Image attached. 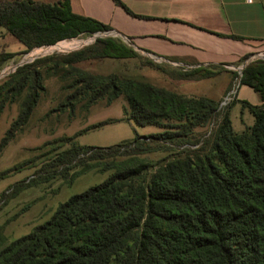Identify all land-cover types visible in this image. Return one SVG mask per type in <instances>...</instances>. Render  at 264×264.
<instances>
[{"label": "trees", "instance_id": "1", "mask_svg": "<svg viewBox=\"0 0 264 264\" xmlns=\"http://www.w3.org/2000/svg\"><path fill=\"white\" fill-rule=\"evenodd\" d=\"M112 1L127 11L119 0ZM0 27L24 47V54L111 30L73 14L67 0H0ZM97 43L98 48L62 63V76L70 83L59 109L73 111L82 102L88 108L101 100L110 104L122 97V120L158 132L105 148L79 145L75 138L81 133L45 143L50 147L45 158L28 180L12 186L9 199L39 183L60 179L71 184L92 170L111 173L60 203L29 234L4 244L0 233V264H264V59L232 74V82L250 87L261 101L238 102L253 122L235 131L229 115L236 86L220 106L222 100L179 93L143 76L94 75L74 67L86 59H139L161 72L169 68L142 57L117 37ZM17 54L1 50L0 66ZM48 60L18 67L0 85L5 100L9 95L20 98L18 116L0 147L28 121L44 90L37 65ZM58 66L51 67L54 75ZM173 71L178 80L217 74L200 68ZM157 152L169 155L154 163L142 157Z\"/></svg>", "mask_w": 264, "mask_h": 264}, {"label": "rangeland", "instance_id": "2", "mask_svg": "<svg viewBox=\"0 0 264 264\" xmlns=\"http://www.w3.org/2000/svg\"><path fill=\"white\" fill-rule=\"evenodd\" d=\"M107 37L116 38V36H110L107 32L96 35H80L74 39L57 42L52 46L33 48L24 54L22 53L24 47L0 27V51L18 53L0 66L2 67L0 73H7L0 78V85L20 65L33 64L49 59L37 65L43 76L42 85L44 90L40 92L37 104L28 121L16 132L14 138L7 145L0 147V174L7 171L0 178V195L4 194V197L0 199V233L4 244L29 234L35 226L48 220L60 203L73 195L80 194L86 189L100 184L111 173L109 171L92 170L79 176L71 184L64 183L60 179L39 183L25 188L9 199L8 196L12 186L28 180L39 167L40 161L45 158L42 155L50 148L45 146V143L81 133L75 138L79 145L105 148L132 141L136 135L146 136L158 132L155 128L135 127L122 120V109L125 106L122 97H118L110 104H106L104 100H101L88 108H84L82 102L76 104L73 111L68 108L59 109V105L68 93L64 90V87L70 83L69 79L62 76L61 68L64 67L62 63L75 53L98 48L97 40ZM72 41H79L80 44L69 47ZM120 41L128 46L124 40ZM61 42L65 43L59 44ZM259 58L264 59V53ZM57 63L60 70L54 75V70L51 67ZM74 67L94 75L121 73L129 76H143L156 86L198 96L206 92L208 89L207 83H211L212 86L208 94L217 97L225 81L222 77L211 79L209 82L206 79L178 80L173 71L177 70L176 68H164L165 71L161 72L145 65L143 60L139 59H86L77 62ZM64 69L66 70V67ZM233 82L234 88L237 80L234 79ZM19 101L20 98L14 97L12 99L11 95L5 100V94H0V104L3 105L0 111V141L18 116ZM229 116L235 131H241L245 127L240 123V119L245 124H249V113L237 106L231 108ZM97 123L104 124L97 128H91ZM212 125L204 130H209ZM167 155L169 153L157 152L142 157L154 163ZM121 159L124 158H116V160Z\"/></svg>", "mask_w": 264, "mask_h": 264}, {"label": "crops", "instance_id": "3", "mask_svg": "<svg viewBox=\"0 0 264 264\" xmlns=\"http://www.w3.org/2000/svg\"><path fill=\"white\" fill-rule=\"evenodd\" d=\"M34 1L54 4L60 0ZM119 1L127 11L112 0H67L73 14L108 25L116 37L131 44L128 47L155 64L183 71L200 68L217 72L204 78L208 82L225 80L217 97L208 94L211 83L200 96L222 100L232 93L233 72L264 53V0ZM235 88V107L240 108L239 101L261 103L250 87L237 83ZM249 116V124L242 119L240 123L251 125Z\"/></svg>", "mask_w": 264, "mask_h": 264}, {"label": "water", "instance_id": "4", "mask_svg": "<svg viewBox=\"0 0 264 264\" xmlns=\"http://www.w3.org/2000/svg\"><path fill=\"white\" fill-rule=\"evenodd\" d=\"M107 33H109V35L110 36H117L115 33H113V32H111V31H109V32H107ZM94 35H96V34H94ZM122 38V37H121ZM124 40H125V42L127 43V41H126V39L125 38H123ZM128 45H130L131 46V44L130 43H127ZM248 62L249 61H246L244 64H243V66L242 67H240L238 70H239V73H240V71L244 68V67H246L247 65H248ZM21 66V65H20ZM16 68V67H15ZM14 70V69H13ZM4 75L3 74H0V78L1 77H3Z\"/></svg>", "mask_w": 264, "mask_h": 264}, {"label": "bare ground", "instance_id": "5", "mask_svg": "<svg viewBox=\"0 0 264 264\" xmlns=\"http://www.w3.org/2000/svg\"><path fill=\"white\" fill-rule=\"evenodd\" d=\"M62 43H65V42H61L59 44H62ZM80 42L79 41H72V43L69 45V47H72V46H76V45H79ZM54 47V46H53ZM6 72V71H5ZM4 73V72H3Z\"/></svg>", "mask_w": 264, "mask_h": 264}, {"label": "built area", "instance_id": "6", "mask_svg": "<svg viewBox=\"0 0 264 264\" xmlns=\"http://www.w3.org/2000/svg\"><path fill=\"white\" fill-rule=\"evenodd\" d=\"M0 74H3V75H6L7 73H3L1 72ZM228 100V96L227 97H224V100L222 101L221 105L220 106H223Z\"/></svg>", "mask_w": 264, "mask_h": 264}]
</instances>
